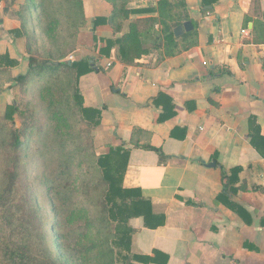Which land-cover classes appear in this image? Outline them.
Here are the masks:
<instances>
[{
    "label": "crops",
    "instance_id": "obj_1",
    "mask_svg": "<svg viewBox=\"0 0 264 264\" xmlns=\"http://www.w3.org/2000/svg\"><path fill=\"white\" fill-rule=\"evenodd\" d=\"M158 1L122 0L119 9L93 1V19L127 14L120 31L111 27L115 19L96 33L120 39L133 21L158 19ZM167 1L178 23L173 28L192 26L177 38L174 55L150 46L126 64L113 48L99 59L110 67L90 58L102 70L75 79L82 98L94 90L84 106L102 109L97 131L105 146L128 152L122 187L138 189L163 219L152 229L142 217L129 219L130 254L158 252L167 264H264V0ZM93 73L104 83L82 87L81 79ZM168 105L173 115L158 121ZM134 143L160 149L165 161ZM235 167L241 172L229 201L249 222L217 200L223 171Z\"/></svg>",
    "mask_w": 264,
    "mask_h": 264
},
{
    "label": "rangeland",
    "instance_id": "obj_2",
    "mask_svg": "<svg viewBox=\"0 0 264 264\" xmlns=\"http://www.w3.org/2000/svg\"><path fill=\"white\" fill-rule=\"evenodd\" d=\"M93 1L116 9L123 5L122 0H0V56L16 62L14 67L7 59L1 63L0 68L6 69H0V124L13 103L18 108L14 127L24 133L16 154L0 147V181L10 159L16 158L19 174L10 200L0 209V238L8 243L28 239L34 255L45 264L129 262L106 242L113 224L106 222L105 186L94 163L111 148L98 134L99 126L92 128L75 104L74 72L54 67L24 85L13 81L25 73L30 57L53 64L89 57L107 68L110 62L101 60L108 59L117 46L108 56L100 53L105 47L102 40L107 39L96 28L116 19L111 27L120 31L127 14L112 11L109 21L106 18L94 28ZM155 36L151 29L141 46H152ZM129 48L132 57L135 47ZM100 56L105 58L99 60ZM94 80L104 83L101 73H93L83 77L81 85ZM93 93V89L84 92L83 104Z\"/></svg>",
    "mask_w": 264,
    "mask_h": 264
},
{
    "label": "trees",
    "instance_id": "obj_3",
    "mask_svg": "<svg viewBox=\"0 0 264 264\" xmlns=\"http://www.w3.org/2000/svg\"><path fill=\"white\" fill-rule=\"evenodd\" d=\"M182 3L176 4L174 7H183ZM158 19H147L136 21L130 24L127 34L117 40H102L105 47L100 50V53L108 56L113 46H117L118 57L122 62H130L140 55L146 54L149 49L143 48L141 45L142 35L145 36L155 23L159 25L157 31L158 36L154 38L152 48L164 46L166 56H172L178 51L179 42L173 35V27L178 23L176 17L171 14V6L167 0H160L157 3L156 10ZM104 22L103 18H95L93 26ZM149 24V25H148ZM151 25V26H150ZM151 28H150V27ZM130 46L135 47V55L128 56ZM133 51V50H132ZM0 56V67L3 60L7 59L8 65L14 67L16 62L10 60L8 56ZM131 61V62H132ZM66 67L71 69L75 74V79L92 72L101 71L102 68L97 67L90 58H83L72 62L70 65L67 61L57 64L49 63L48 61H38L30 57L27 62L26 71L24 74H18L13 78V81L18 85H24L28 79L36 76L46 70L54 67ZM10 68V67H9ZM6 69V68H0ZM159 97H165L162 94ZM75 104L78 107L84 120L92 127L96 128L101 122L100 108L85 107L83 98L78 88L74 90ZM168 101V99L166 98ZM155 101V100H154ZM18 112L15 104H9V111L4 114L3 123L0 124V147L7 153L16 154L23 145L24 133L14 127V114ZM173 115L172 106L168 105L166 110L160 114L158 121H164ZM134 148H141L147 151H154L159 154L160 160L165 161L161 150L150 145L133 144ZM128 152L121 147L111 148L107 154H101L96 158L95 167L101 172L100 179L105 186L103 201L105 202L107 219L106 222L112 225L113 232L107 238L106 242H110L118 250L123 259H129L125 264H131L130 261H135L141 264H167L168 257L166 255L154 252L153 256H141L130 254L131 229L128 227V221L131 218L142 217L144 224L148 228H156L163 223L162 216L154 215L151 209L149 200L142 198L138 189H125L122 187V177L127 165ZM16 158L10 159L9 164L4 168L0 181V209L5 208L7 202L12 196L17 179L18 166ZM61 169V168H60ZM241 172L240 167H235L228 172L223 171V191L217 197V200L223 202L229 209L240 215L244 219L248 214L240 206L229 201V192H234L232 185L237 181L238 174ZM230 190V191H229ZM249 222L247 219H245ZM32 243L28 239L22 237L18 242L8 243L0 238V264H45L34 255ZM123 253L126 256H123ZM49 264V263H47Z\"/></svg>",
    "mask_w": 264,
    "mask_h": 264
},
{
    "label": "water",
    "instance_id": "obj_4",
    "mask_svg": "<svg viewBox=\"0 0 264 264\" xmlns=\"http://www.w3.org/2000/svg\"><path fill=\"white\" fill-rule=\"evenodd\" d=\"M192 28L190 22H185L184 24H182L181 26H177L175 28H173V35L175 38H178L179 36H181L184 32H188L190 31ZM68 64L70 65V62H68ZM213 166H215V164H212Z\"/></svg>",
    "mask_w": 264,
    "mask_h": 264
},
{
    "label": "built area",
    "instance_id": "obj_5",
    "mask_svg": "<svg viewBox=\"0 0 264 264\" xmlns=\"http://www.w3.org/2000/svg\"><path fill=\"white\" fill-rule=\"evenodd\" d=\"M241 33L242 34H247V31L246 30H243V31H241ZM71 60H72V57L69 58V61H71ZM203 64L206 65L205 62ZM107 66L110 67V64H108Z\"/></svg>",
    "mask_w": 264,
    "mask_h": 264
}]
</instances>
